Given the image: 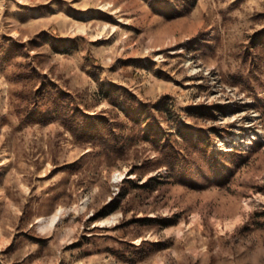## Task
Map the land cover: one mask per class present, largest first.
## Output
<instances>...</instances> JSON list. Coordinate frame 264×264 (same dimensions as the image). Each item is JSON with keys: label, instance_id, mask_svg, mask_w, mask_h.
Instances as JSON below:
<instances>
[{"label": "rangeland", "instance_id": "rangeland-1", "mask_svg": "<svg viewBox=\"0 0 264 264\" xmlns=\"http://www.w3.org/2000/svg\"><path fill=\"white\" fill-rule=\"evenodd\" d=\"M0 264H264V0H0Z\"/></svg>", "mask_w": 264, "mask_h": 264}, {"label": "trees", "instance_id": "trees-1", "mask_svg": "<svg viewBox=\"0 0 264 264\" xmlns=\"http://www.w3.org/2000/svg\"><path fill=\"white\" fill-rule=\"evenodd\" d=\"M121 91L124 92L125 96V102L128 103L130 99L133 98V96L122 87L119 88ZM39 93H42L41 97L45 98L48 96L47 101L50 100L49 106L52 108V111L48 112L47 114H44V111L38 112V121H47L50 122L53 119V114L65 125L68 127L71 131H73L74 134L83 133L84 138L86 141L94 140L96 138H100L101 141L104 142H110L113 143L112 147H117V142L119 140V136H117L114 132H111L110 126L111 124H108L107 131L102 126L101 122L99 124L97 123V126H101L99 128V136L95 137V134H90L89 131V124H94V119H97L91 115H87L84 113H81L78 109L72 108V102L70 100L69 94L67 92L63 91H52L49 89H43ZM56 96H54V95ZM119 99V97H118ZM48 103V102H47ZM48 106V104H46ZM130 110L136 109V106L133 104L129 105ZM140 111V110H138ZM78 115L82 118H78ZM82 120V121H81ZM88 121V122H87ZM88 126V127H87ZM143 141L151 142L152 144H155L156 150L159 154L165 156L167 160V165L169 167H173L175 164H179L180 160L179 158L183 157V152L181 149H177L175 145L173 144V141L170 140V137H165L163 134H161L159 131L157 133H152L151 129H149L142 138ZM162 141H165L164 144H160ZM198 143H201L202 140L199 138L197 140ZM198 145V144H195ZM110 147V146H108ZM148 221H153L151 219H147ZM143 219V221H147ZM171 220H164L162 222L163 225L169 224ZM140 245V244H139ZM154 246L157 244L153 243Z\"/></svg>", "mask_w": 264, "mask_h": 264}, {"label": "bare ground", "instance_id": "bare-ground-1", "mask_svg": "<svg viewBox=\"0 0 264 264\" xmlns=\"http://www.w3.org/2000/svg\"><path fill=\"white\" fill-rule=\"evenodd\" d=\"M73 27V26H72ZM74 29H76L77 31H84L85 28L82 26V25H75L74 26ZM101 33L100 32H97L96 35L94 36L97 37L98 35H100ZM97 39V38H96ZM123 174V173H122ZM121 175V174H120ZM119 176V175H118ZM60 212L61 210L57 211L55 214H53L51 217H50V224L54 223L55 220L57 219V214L60 215Z\"/></svg>", "mask_w": 264, "mask_h": 264}]
</instances>
